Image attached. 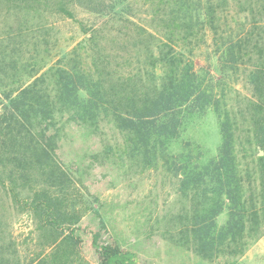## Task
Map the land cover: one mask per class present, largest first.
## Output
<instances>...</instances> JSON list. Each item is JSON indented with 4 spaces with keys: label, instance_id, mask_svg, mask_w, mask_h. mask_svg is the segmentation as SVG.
Here are the masks:
<instances>
[{
    "label": "rangeland",
    "instance_id": "374dc122",
    "mask_svg": "<svg viewBox=\"0 0 264 264\" xmlns=\"http://www.w3.org/2000/svg\"><path fill=\"white\" fill-rule=\"evenodd\" d=\"M38 1L27 0L29 3H22L19 8L13 0H0V75L5 83H10V91L22 82V86L27 85L54 63L55 67L64 65L72 56L75 60L81 58L83 64L90 63L95 51L102 52L117 72L135 75L147 68L142 62L143 54H135L131 49V44L140 39L134 36L137 26L151 32L152 28L158 31L166 24L172 26V22L162 17L177 8L176 0L165 3L164 0H65L73 13V17H68L56 10V0ZM179 24L184 26L181 19ZM90 33L95 35L92 42L86 40ZM210 37L206 30L205 42L190 54L187 52L190 46L184 42L179 48L186 52L183 60H190L196 73L213 79L215 96L221 98V104L235 120L237 149L245 143L248 132L240 114L245 108V98L251 96L244 79L245 65L237 62L231 70L222 68ZM140 43L142 46L144 41ZM73 48L77 53L71 56L68 53ZM3 57L10 58L11 67L3 65ZM58 61L61 62L56 65ZM41 66L38 74L27 77ZM47 80L48 77L34 92L22 96L10 110L47 149L51 160L32 151L23 154L17 150L29 145V135L17 124L11 127L13 134L21 131L20 138L6 135L5 118L9 113L2 112L0 106V264H34L49 251L47 244L57 231L46 223V218H54L61 231L67 234L74 231L80 237V244L73 248L72 264H99L92 245L93 235L100 242L132 251L141 264H264V233L238 256L214 253L202 258L191 247L176 244L185 235L172 227L173 221L179 212L189 210L192 193L190 189L183 192L179 185L183 174L176 168L178 159L173 165L174 174L162 162L153 167L140 157L127 156L120 151L122 134L106 113H97L96 128L91 125L85 129L55 99L52 87H46ZM36 92L40 99L35 101ZM44 98L49 99L50 106L40 112ZM182 123L185 129L180 135V148L177 145L174 151L188 144L203 152L204 158L218 153L220 133L211 106L190 122L184 123L183 119ZM244 153H240L243 163L248 160ZM191 154L194 156L193 151ZM58 168L65 176L59 175ZM41 199L48 204L50 200L57 203L67 219L45 216L37 206ZM72 214L78 215L77 222H73ZM226 215L223 209L216 217L217 224ZM166 228H171L172 240L166 238Z\"/></svg>",
    "mask_w": 264,
    "mask_h": 264
},
{
    "label": "trees",
    "instance_id": "16d2710c",
    "mask_svg": "<svg viewBox=\"0 0 264 264\" xmlns=\"http://www.w3.org/2000/svg\"><path fill=\"white\" fill-rule=\"evenodd\" d=\"M26 1L13 0L19 8L22 3H29ZM64 1H55L56 10L73 17ZM175 6L173 14L164 13L162 17L172 22V26L166 24L158 31L152 28V32L137 26L134 36L140 39L131 44V49L135 54H143L142 62L147 68L135 75L117 72L112 62L98 51L90 57V63L86 61L83 64L81 58H72L77 53L76 48L68 53L72 57L64 65L55 67L54 63L38 76L35 75L44 66L35 67L27 74L29 78L35 76L33 80L25 86L22 82L11 91L10 83H5L0 75V106L2 112L7 110L9 113L5 118V133L19 139L21 131L13 134L12 128L17 124L29 135V145L17 150L23 154L32 151L38 157L50 159L47 149L10 110L11 105L16 107L22 96L34 92L35 87L42 85L48 77L46 87H52L55 99L85 129L99 123L97 113H106L122 134L120 151L127 156L140 157L153 167L162 162L172 171L178 159L176 168L183 174L179 185L183 192L190 189L192 193L189 210L183 208L184 211L179 212L173 221L172 227L179 228V233L185 235L182 241L178 238L176 244L191 247L202 258L211 257L214 253L238 256L264 233V0H176ZM179 19L184 26L179 24ZM205 29L211 35L210 40L218 52L222 68L231 70L237 62L246 67H243L246 71L244 79L251 96L245 98V108L240 110V114L245 118L248 132L245 143L237 149L235 120L221 104V98L215 96L213 79L196 73L190 60H183L186 52L179 48L184 42L190 46L187 47L190 54L193 48L205 42ZM93 39L94 33L86 37L88 42ZM141 41H144L142 46L139 44ZM1 61L11 67L10 58L3 57ZM17 90L19 92L11 97ZM37 95L40 94L36 92L33 95L35 101L39 98ZM48 101L44 98L40 112L50 106ZM207 106L212 107L217 117L220 133L218 153L204 158L203 152L196 147L190 148L188 144L174 151L177 145L180 148V135L185 129L183 119L184 123L190 122ZM21 144L22 141L19 146ZM259 151L262 154H255ZM241 152H245L243 156L248 158L244 163ZM59 171L60 176H65L63 170ZM44 201L39 200L37 206L45 216L67 219L57 203ZM223 209L226 210V218L217 224L216 217ZM72 217L73 222L79 219L75 214ZM46 223L57 233L52 234L47 244L49 251L32 263L72 264L73 248L80 244V237L74 235V231L68 234L61 231L54 218H46ZM165 230L166 238L172 240L171 228ZM92 245L99 264H141L132 251L117 244L100 242L96 235L92 236Z\"/></svg>",
    "mask_w": 264,
    "mask_h": 264
},
{
    "label": "water",
    "instance_id": "95a60500",
    "mask_svg": "<svg viewBox=\"0 0 264 264\" xmlns=\"http://www.w3.org/2000/svg\"><path fill=\"white\" fill-rule=\"evenodd\" d=\"M260 154H262V151H260Z\"/></svg>",
    "mask_w": 264,
    "mask_h": 264
}]
</instances>
